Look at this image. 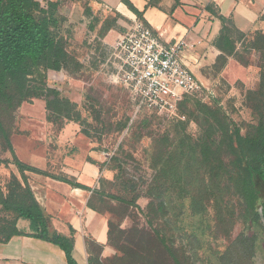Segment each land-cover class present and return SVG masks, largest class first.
I'll return each instance as SVG.
<instances>
[{
  "label": "trees",
  "instance_id": "16d2710c",
  "mask_svg": "<svg viewBox=\"0 0 264 264\" xmlns=\"http://www.w3.org/2000/svg\"><path fill=\"white\" fill-rule=\"evenodd\" d=\"M122 1L142 18L130 0ZM66 3L67 0H48L45 5L40 0H0V132L6 140L7 151L13 155L12 162L18 166L24 180L22 183L12 174L6 195L0 185V204L4 212L0 215V242H8L12 236L24 234L17 228L18 218L24 217L32 221L34 233L30 235L58 244L65 251L68 263L77 264L73 257V236L51 231L50 218L36 200L25 175L26 170L44 175L51 173L18 158L12 144L14 132H9L3 122L4 116H14L24 102L32 100L45 103L48 121H80L76 105L62 96L57 88L50 86L47 74L49 70L65 69L77 73L84 66L68 51L65 40L53 35ZM150 4L155 3L152 0ZM216 16L222 21L221 33L215 41L221 51L214 64L216 70L226 65L228 56H233L245 66L251 63L246 56L248 53H256L258 57L260 80L256 88L247 89L244 102L252 109L257 122L249 123L243 133L241 126L222 106L210 103L211 97L203 100L187 95L181 101L180 110L192 101L193 107H185L182 114L199 126L200 133L194 139L182 131L174 145L160 148L154 155L156 173L152 181L155 185L150 192L146 214L149 229L129 231L136 237V252L129 259L134 264H164L163 256L159 254L161 249L173 264H189L185 246L175 247L169 243L158 223L171 213L179 217L185 198H190L194 216H202L209 207L214 209L218 230L230 241L220 256V264H255L253 257L257 251L258 235L254 227L262 226L264 231V202L259 209L262 190L257 184V181L261 182L264 188V33L255 32L247 36L231 18L219 13ZM115 19H105L100 37L114 26ZM139 113L158 115L148 111ZM8 163L2 161L0 165ZM62 180L91 190L72 179ZM103 180L108 179L101 178L100 183ZM169 192L173 194L172 200H167ZM103 194L101 186L93 190L88 205L103 212L94 203V199ZM237 223L246 225L248 232H241L232 239ZM112 227L110 222V240ZM172 230H183L191 239L190 245L197 246V249L201 246L195 230L185 231V227L178 225ZM121 232L124 234L125 231ZM118 249L125 251L124 247ZM90 264L103 263L92 257Z\"/></svg>",
  "mask_w": 264,
  "mask_h": 264
},
{
  "label": "rangeland",
  "instance_id": "374dc122",
  "mask_svg": "<svg viewBox=\"0 0 264 264\" xmlns=\"http://www.w3.org/2000/svg\"><path fill=\"white\" fill-rule=\"evenodd\" d=\"M90 3L91 0H67L59 26L53 30V35L56 38L62 37L68 51L84 66L77 73H70L66 69L47 72L50 86L69 98L80 113L78 122L47 120L50 126L49 139L56 147L62 143L61 139L66 145L79 139L88 150L94 149L106 157L110 180L100 183L101 192L104 194L94 199L97 208L108 215L113 224L111 244L115 254L106 260V264H134L129 259L136 252V237L129 231L136 228L149 229L146 214L151 199L150 192L155 185L152 181L156 173L153 166L154 155L160 148L174 145L182 131L196 139L200 129L182 114L185 107H193L192 101L187 102L181 110L179 106L176 114H136L125 89L113 82V67L108 63L109 51L98 38L106 16L92 10ZM109 17H114V14ZM246 56L254 59L257 66V55L248 53ZM256 71H260L258 66ZM211 85L213 87H208L212 92L210 103L222 106L241 126L243 133L249 123L257 122L252 109L244 104L247 89L256 88L257 81L251 79L246 82H228L221 79ZM42 102L29 101L30 104L25 110L18 109L14 116H4L6 129L14 132L13 135L20 134L22 123L28 119V116L22 114L25 112L30 113L29 117L33 114L38 117L41 114L44 120L42 115L45 106ZM2 161L12 162L13 155L7 151L6 140L0 132V162ZM257 184L262 190L258 204L259 209H262L264 188L261 182L257 181ZM168 194L167 200H172V192ZM190 203V198H185L183 212L179 217L171 213L158 222L162 234L175 247L185 246L189 264H220V256L226 251L230 241L219 232L212 207L202 216H194ZM175 225L185 227V231L195 230L202 242L201 246L197 249V246L190 245L191 239L186 236V232L172 230ZM254 230L258 240L253 260L255 264H264L263 227L257 225ZM121 231H125L124 234ZM241 232L247 233L248 228L243 223H237L232 239ZM122 247L124 252L118 249ZM159 254L163 256L164 264H173L163 249ZM121 256L124 258H119Z\"/></svg>",
  "mask_w": 264,
  "mask_h": 264
},
{
  "label": "crops",
  "instance_id": "0c3cea01",
  "mask_svg": "<svg viewBox=\"0 0 264 264\" xmlns=\"http://www.w3.org/2000/svg\"><path fill=\"white\" fill-rule=\"evenodd\" d=\"M40 1L46 3L48 0ZM130 1L162 42L183 39L187 43L183 57L206 87H213L211 83L221 79L259 82L260 71H256L254 59L245 66L233 56H228L221 70L214 67L221 53L215 41L222 29V21L216 13L231 18L247 36L255 32L264 33V0H153L155 4H150L152 0ZM90 5L92 10L105 14L106 18L113 14L116 17L114 26L104 36L99 34L98 37L106 49L127 32L133 19L139 17L122 0H91ZM29 104L24 102L19 109L25 110ZM45 112L42 115L44 120L41 114L29 117L30 113H22L28 119L22 123L20 134L12 136L16 155L23 163L51 173L44 175L25 171L36 200L50 218L51 231L73 236L76 263L90 264L93 257L106 264V260L115 254L110 240V217L91 208L88 202L93 190L100 188V179L110 180L107 159L94 149L88 150L79 139L68 145L61 139L58 147L51 144ZM12 174L24 183L16 164L0 165V185L5 195L9 192L7 183ZM64 178L91 190L77 187L62 180ZM0 215H4L1 204ZM17 228L24 234L14 235L8 242H0V264H69L65 251L58 244L30 235L34 233L30 219L18 218Z\"/></svg>",
  "mask_w": 264,
  "mask_h": 264
},
{
  "label": "built area",
  "instance_id": "2783aa9c",
  "mask_svg": "<svg viewBox=\"0 0 264 264\" xmlns=\"http://www.w3.org/2000/svg\"><path fill=\"white\" fill-rule=\"evenodd\" d=\"M186 46L183 39L162 42L152 27L138 17L109 47L113 82L128 92L136 114H176L187 95L210 98L211 89L199 80L183 57Z\"/></svg>",
  "mask_w": 264,
  "mask_h": 264
}]
</instances>
